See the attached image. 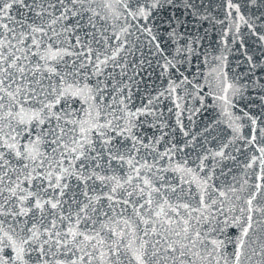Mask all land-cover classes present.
I'll list each match as a JSON object with an SVG mask.
<instances>
[{
    "label": "snow or ice",
    "instance_id": "1",
    "mask_svg": "<svg viewBox=\"0 0 264 264\" xmlns=\"http://www.w3.org/2000/svg\"><path fill=\"white\" fill-rule=\"evenodd\" d=\"M0 264H264V0H0Z\"/></svg>",
    "mask_w": 264,
    "mask_h": 264
},
{
    "label": "water",
    "instance_id": "2",
    "mask_svg": "<svg viewBox=\"0 0 264 264\" xmlns=\"http://www.w3.org/2000/svg\"><path fill=\"white\" fill-rule=\"evenodd\" d=\"M233 68H235V64L232 65ZM242 70V69H241Z\"/></svg>",
    "mask_w": 264,
    "mask_h": 264
}]
</instances>
